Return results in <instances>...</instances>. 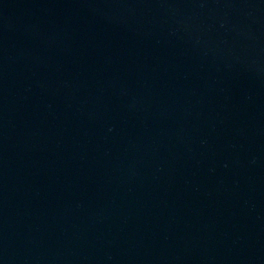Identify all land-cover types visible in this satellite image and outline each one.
<instances>
[{
	"label": "water",
	"instance_id": "1",
	"mask_svg": "<svg viewBox=\"0 0 264 264\" xmlns=\"http://www.w3.org/2000/svg\"><path fill=\"white\" fill-rule=\"evenodd\" d=\"M0 264H264V0H0Z\"/></svg>",
	"mask_w": 264,
	"mask_h": 264
}]
</instances>
